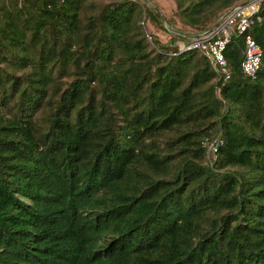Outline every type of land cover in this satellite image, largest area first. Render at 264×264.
Returning <instances> with one entry per match:
<instances>
[{
    "label": "trees",
    "instance_id": "obj_1",
    "mask_svg": "<svg viewBox=\"0 0 264 264\" xmlns=\"http://www.w3.org/2000/svg\"><path fill=\"white\" fill-rule=\"evenodd\" d=\"M174 2L192 35L243 1ZM94 6L0 0V264H264V1L228 78L144 0Z\"/></svg>",
    "mask_w": 264,
    "mask_h": 264
},
{
    "label": "built area",
    "instance_id": "obj_2",
    "mask_svg": "<svg viewBox=\"0 0 264 264\" xmlns=\"http://www.w3.org/2000/svg\"><path fill=\"white\" fill-rule=\"evenodd\" d=\"M263 1L264 0L243 1L245 2L243 5H239L228 14H225L222 19L217 21L213 28L210 27L207 30L187 35L186 38L188 41L181 43L180 51L193 48L200 49L209 57L213 65L224 74V77L228 78L229 72L226 68L227 63L223 51L230 39L231 32L235 31L238 34H243L249 25L252 24V14L259 11ZM243 44L241 70L245 75L254 78L261 66L262 49L253 37L248 34L244 36ZM208 150L211 153L216 151L215 142H210L208 144Z\"/></svg>",
    "mask_w": 264,
    "mask_h": 264
},
{
    "label": "rangeland",
    "instance_id": "obj_3",
    "mask_svg": "<svg viewBox=\"0 0 264 264\" xmlns=\"http://www.w3.org/2000/svg\"><path fill=\"white\" fill-rule=\"evenodd\" d=\"M109 0H93V4L95 5L93 8H90V10H94L95 7H98L101 3H106ZM145 3L149 6L155 7L162 15L163 18V24L165 27L169 29H173L170 33L166 34V32L161 29L159 26H153L149 23L146 22V30L147 32L155 35L158 37V39L161 41V43L168 44L169 50H173L174 44L170 43V40L174 38L175 40V45L178 47L180 50L181 48V43L183 42L182 39L178 36H187L192 33V31H195L193 28L188 27L183 23L181 18L177 15L178 13L176 12V3L174 0H144ZM238 1H244V0H238ZM169 18L173 20V23L175 24V28L170 26L167 22L166 19ZM220 17L217 18L216 21L211 22L209 25H212L213 23L215 24ZM213 24V25H214ZM176 35V36H174ZM213 159V155L210 153L207 154V161L208 164L209 162Z\"/></svg>",
    "mask_w": 264,
    "mask_h": 264
},
{
    "label": "water",
    "instance_id": "obj_4",
    "mask_svg": "<svg viewBox=\"0 0 264 264\" xmlns=\"http://www.w3.org/2000/svg\"><path fill=\"white\" fill-rule=\"evenodd\" d=\"M245 2H243V3H240V4H238V5H236V6H234V7H232V8H230L229 10H227L225 13H223L221 16H220V18H219V20L220 19H222L223 18V16L225 15V14H228L229 12H231V10L232 9H234L235 7H238L239 5H243ZM156 9V8H155ZM157 10V9H156ZM158 11V10H157ZM217 23V22H216ZM215 23V24H216ZM215 24L211 27V28H213L214 26H215ZM171 31H173V29H170Z\"/></svg>",
    "mask_w": 264,
    "mask_h": 264
}]
</instances>
